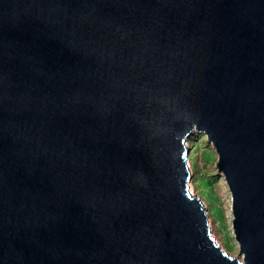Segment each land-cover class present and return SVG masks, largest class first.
Wrapping results in <instances>:
<instances>
[{"label": "water", "instance_id": "1", "mask_svg": "<svg viewBox=\"0 0 264 264\" xmlns=\"http://www.w3.org/2000/svg\"><path fill=\"white\" fill-rule=\"evenodd\" d=\"M0 264H264V0H0Z\"/></svg>", "mask_w": 264, "mask_h": 264}, {"label": "rangeland", "instance_id": "2", "mask_svg": "<svg viewBox=\"0 0 264 264\" xmlns=\"http://www.w3.org/2000/svg\"><path fill=\"white\" fill-rule=\"evenodd\" d=\"M188 141L190 155L193 156L192 181L197 196L207 208L216 234L224 242V250L234 257H240V244L233 230L232 192L225 173L217 165L219 154L212 140L205 139L207 133L194 136ZM216 240V238H214ZM217 243L219 241L216 240ZM223 249V248H222Z\"/></svg>", "mask_w": 264, "mask_h": 264}, {"label": "bare ground", "instance_id": "3", "mask_svg": "<svg viewBox=\"0 0 264 264\" xmlns=\"http://www.w3.org/2000/svg\"><path fill=\"white\" fill-rule=\"evenodd\" d=\"M192 157L193 156L190 155L189 159H188V164H189L190 169L193 168V158ZM190 191L192 194L196 193V187H195L194 182L192 180H190ZM196 195H197V193H196ZM209 222H210V226L212 229L213 237L216 238L217 241H219L220 246L224 249V247H225L224 242L222 241L221 237L216 234V231H215V228H214V225H213L211 218H210Z\"/></svg>", "mask_w": 264, "mask_h": 264}]
</instances>
